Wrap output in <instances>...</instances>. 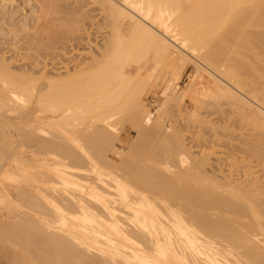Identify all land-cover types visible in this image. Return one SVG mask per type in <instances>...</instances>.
Listing matches in <instances>:
<instances>
[{
	"label": "bare ground",
	"instance_id": "bare-ground-1",
	"mask_svg": "<svg viewBox=\"0 0 264 264\" xmlns=\"http://www.w3.org/2000/svg\"><path fill=\"white\" fill-rule=\"evenodd\" d=\"M63 3L0 0V264H264V0ZM58 8L88 60L35 15Z\"/></svg>",
	"mask_w": 264,
	"mask_h": 264
},
{
	"label": "rangeland",
	"instance_id": "rangeland-1",
	"mask_svg": "<svg viewBox=\"0 0 264 264\" xmlns=\"http://www.w3.org/2000/svg\"><path fill=\"white\" fill-rule=\"evenodd\" d=\"M34 1H35V0H34ZM59 1H60V3H63V2H64L63 4H65L67 1H72V0H59ZM73 1H76V0H73ZM94 7H95V8H94ZM97 7H98V9H99V6H98V5H97V6H95V5H90V7H89V9H88V10H91L90 12L92 13V16H93V15L96 16V17L94 18V20H95L94 22H97V23H95L96 25L94 24V26L92 25V28H93V29L91 30V31H92V34H93V35L95 34L94 38H95L96 44H95V41H94V44H93L95 47H96L97 43H98L99 41H101V40L104 38V36L107 35L108 30L111 29V27H109V26L107 25V22H108L107 19H106V18L104 19V12L101 11L100 9L98 10ZM58 9H60V10H59V12L56 13V11H58ZM58 9H57V10H56V9H51L52 11H51L50 9H48L49 12H47V11H46L47 13H46V12H44V13L41 12L42 14H41V13H36V12H35V15H37L39 19H40L41 17H43V18L40 19V21H42V23H43V26H47V27H49V29L52 28V29H53V32H52V33L58 35V37L55 35L56 38L54 37V39H55V40H58V39H59L57 42H60V43L62 42V44L64 45L65 43L68 44V43H69L68 40L72 38V37L69 38V36H72V35H69V36H68V35H67L68 33L66 32L68 29H70L69 27H72V26L74 27V26L76 25V23L79 22V23H77V25H76L75 27L77 28V26H78V28H80L81 30H82V28H84V27H85V29H86V26L90 23V21H89L90 19L88 18V19L86 20L84 17L87 18V17H89V16H87V15L85 16V14H83V13H82V14H83L84 16H83L82 14H80V13L76 14L75 12H68L67 10H65V9L63 10L62 8H58ZM94 9H95V10H94ZM61 11H62V12H61ZM66 11H67V12H66ZM101 12H103V14H102ZM45 13H46V14L52 13V14H49L50 16H46V17H47V18H46V17H44V16H45ZM53 13H54V14H53ZM63 13H64L63 16H65L66 19H65V17L62 16ZM66 13H68V14H70V15L67 16ZM71 13H72V14H71ZM73 14H74V15H73ZM79 14H80V15H79ZM40 15H42V16H40ZM43 15H44V16H43ZM89 15L91 16V14H89ZM71 17H73V18H71ZM56 18H57V19H56ZM61 18H64L65 20H62ZM67 18H69V19H67ZM80 18H81V19H80ZM58 19H59V20H58ZM73 19H75V21H74ZM66 20H67V21H66ZM120 20H121V19H118V21H117V22H118V23H117L118 27L121 26V22H122V20H121V21H120ZM49 21H50V22H49ZM59 21H60V23H59ZM68 21H69V22H68ZM71 21H72V22H71ZM53 22H54V23H53ZM55 22H56V24H55ZM62 22H63V23H62ZM64 22H65V25L68 24V23L70 24V25H68V26L66 25V27H68V28L65 27ZM73 22H74V23H73ZM75 22H76V23H75ZM78 24L81 25V26H79ZM84 24H85V25H84ZM49 25H50V26H49ZM54 25H55L56 27H55ZM62 26H63L64 28H63ZM83 26H84V27H83ZM88 26H89V25H88ZM61 27H62V28H61ZM87 28H88V27H87ZM62 29H63V31H62ZM65 30H66V31H65ZM63 32H64V33H63ZM80 32H81V31H80ZM82 32H83V31H82ZM59 33H60V34H59ZM84 33H85V32H84ZM84 33H82V34H84ZM43 34H44V31H43ZM93 35H92V38H93ZM53 36H54V35H53ZM63 36L66 37V38H64ZM67 37H68L69 39H68ZM49 38H50V37H48V39H49ZM73 38H74V36H73ZM44 39H47V38H46V35H44V37L41 38L42 42H41V40L39 39V41L41 42V44H43V45H45L44 43L47 44L46 46H44V47L47 48V49L43 48V50L46 51V52H51V51H53V49L50 50L51 48H48V47H50V45H49V43H47V42H48L47 40L43 43V40H44ZM52 39H53V38H52ZM55 40H51V38L49 39V41H51L50 43H52V41L55 43V42H56ZM71 40H72V39H71ZM71 40H69V41H71ZM73 41H76L77 44L79 43L80 45H81V43H82V45H81L80 47H79V46H74V47L72 48V47H70V45H74V44H76V42L74 43ZM73 41H71L72 43H71V42L69 43L70 45L68 44V46L70 47V49L72 48L71 50H75V51H76V49H78V47H79L80 49L82 48L83 50L86 48V47H85V43H84L83 41H82V42H79V41H77L76 38H74ZM35 43H37V42H35ZM73 43H74V44H73ZM83 43H84V44H83ZM37 44H39V42H38ZM52 44H53V43H52ZM79 44H78V45H79ZM83 45H84V47H83ZM86 45H87V44H86ZM94 46H93V47H94ZM69 47L67 48V45H66V48L68 49V51L70 50ZM76 47H77V48H76ZM93 47H92V48H93ZM74 48H76V49H74ZM48 49H49V50H48ZM67 49H66V50H67ZM95 49H96V48H95ZM95 49H94V50H95ZM85 50L87 51L88 49H85ZM68 51H67V54H65L66 56H67L68 53H69ZM75 51H73V53L70 52L71 54H73L72 57H75V58H76L77 56H79V57H77V58H78V59L80 58L82 61L85 60V59L87 58V56H90V55H87V56L84 58L85 54L88 53V52H86V53L84 54V56H83V54H82V56H83V58H84V59H82V57H80V56H81V53H80L81 50L78 49V51H80V52L76 51V52H78L79 54L76 53ZM88 51H89V50H88ZM61 52H62V51H61ZM74 52H75V53H74ZM89 52H91V49H90ZM71 54H70V55H71ZM75 55H77V56H75ZM66 56H65V59H66ZM43 57H44V56H41V57H40V58H42V59H40L41 61H47V60H49L48 57H46V59L43 60ZM90 57H91V56H90ZM67 58H68V59H66V60H71L69 56H68ZM75 58H72V60L75 59ZM78 59H76V60H78ZM80 59H79V60H80ZM88 59H89V58H88ZM88 59H86V60H88ZM72 60H71V61H72ZM81 60H80V61H81ZM192 69H193V67L190 66V67L187 69L186 73L183 74V76H182V78H181V80H180V83H179V87H180V88H184V87L187 86V84H188V82H189V77H188V76H189V74L192 72ZM188 70H189V71H188ZM254 79H255V78H254ZM255 82H256L257 84H259V80L256 79ZM150 102L152 103V105L150 104ZM145 103H146L149 107L156 105V96H154L153 94H150V95L146 98ZM153 103H154V104H153ZM155 107H156V106H155ZM6 113H7V114H6ZM3 114H4V115L6 114L7 117L10 115L9 117H10L11 120H12L11 123H13V122L15 123V119H13V118H14V114H12V113H8V112H6V111H5V113H3ZM6 115H5V116H6ZM11 115H12V116H11ZM9 117H8V118H9ZM10 118H9V119H10ZM13 120H14V121H13ZM181 123H182L183 125H182ZM16 124H17V123H16ZM179 124H180V125H179ZM178 125H179V126H178ZM10 126H11V124H10ZM12 126L15 128L16 125L12 124ZM177 126L180 127L179 129H181V130L184 129V130H189V131H190V129H192L193 132H197V131H199V129L197 128V127H198L197 125H196V128L194 129V126H195V125H194V126H193V125L190 126V124H188V123L186 124V122H185V123L180 122V123L177 124ZM186 126H187V127H186ZM192 126H193V128H192ZM234 126H235V125H234ZM234 126H233V128H234ZM246 127H248V126H246ZM249 127H250V126H249ZM14 128H13V131L16 132V131L14 130ZM199 128H201L200 130L205 129V128H202V126H200ZM209 128H210V127H209ZM233 128H232L231 130L233 131V133H235V132H234L235 129L233 130ZM235 128H236V126H235ZM237 128H238V129H236L237 132H238V131H239V132L243 131V132H245V135H246V133H247L248 131L251 130V129H250L251 127L248 128L247 131H244V130H245L244 128H243L244 130L242 129L241 131L239 130V129H240L239 127H237ZM10 129H12V127H11ZM131 129H133V130H131ZM196 129H197V130H196ZM205 130H206V131H205ZM205 130L201 131L200 133H199V132H197V133H193L194 135H193L192 132H191V135H193V136H192L193 138L190 139V141H193V140H194V143H192L191 145L194 146V149H193V150H196L195 152H199V151L202 152V151H205V150H206L205 152H206V153L208 152V153H207L208 155H209V154L212 155L214 152H218V150H219L218 147L215 146V144H214L213 142H212V145H211V140L214 141L215 138H217V136L215 137V135H214L215 133L212 132V128H211V131H210V129L208 130V128H206ZM231 130H230V134H231V135H230L229 132H228L227 138H226V136H224L225 139H227L228 142H229V140H230V141H231V140H232V141L234 140L233 137H231V136H235V139H237V138L240 139L239 137L242 138V135H244V133L242 134V132H241V133H239V135H241V136L236 137L235 134H232V133H231V132H232ZM208 131H209V134H208ZM205 132H206L208 135H207ZM252 132L254 133V135H253L252 137H250V138H253V139H254L253 142H254V144L257 143V144H256L257 146H259V145H260V146H263L262 149L264 150V139H262L263 137H261V135L258 133L257 130H252V131H251L250 133H248V134H251V135H252V134H253ZM128 133H129V134H128ZM210 133H212V135H214V136H209ZM213 133H214V134H213ZM255 133H256V134H255ZM204 134H205V135H204ZM236 134H237V133H236ZM248 134H247V135H248ZM127 135H128V136H127ZM195 135L197 136V138L195 137ZM199 135H200V138L198 137ZM203 135H204V136H203ZM202 136H203V137H202ZM208 136H209V137H208ZM228 136H230V137H228ZM237 136H238V134H237ZM254 136H255V137H254ZM259 136H260V137H259ZM134 137H135V138L137 137V131L134 130V128L131 127L128 123L125 124L123 130L121 131V137H120V142H119V144H118V147L121 148V150H123V152H125V151L127 150L128 146L132 143V141H133L132 139H134ZM194 137H195V138H194ZM205 137H208V139L206 138L207 140H209L210 137H213L212 139L210 138V139H211L210 141H208V145H210V146H208V145L205 146L204 143L207 144V140H204ZM214 137H215V138H214ZM219 137H220V136H219ZM130 138H131V139H130ZM228 138H232V139H228ZM213 139H214V140H213ZM223 139H224V138H223ZM225 139H224V140H225ZM253 139H252V140H253ZM195 140H196L197 142H196ZM202 141H203V142H202ZM204 141H206V142H204ZM215 141H217L216 143H218L220 140H219V138H218V140L216 139ZM221 141H222V140H221ZM227 141H226V142H227ZM232 141H231V143H232ZM234 141H235V140H234ZM234 141H233V144H235ZM239 141H240V140H239ZM255 141H256V142H255ZM199 142H200V143H199ZM201 142H202V144H201ZM209 142H210V144H209ZM237 142H238V140H237ZM195 143H196V144H195ZM231 143L229 142V144H231ZM258 143H259V144H258ZM261 143H262V144H261ZM203 144H204L205 147H203ZM218 144H219V143H218ZM218 144H217V145H218ZM221 144H222V143H221ZM236 144H239V143H236ZM200 145H201V146H200ZM211 146H212V147H211ZM197 147H198V148H197ZM213 147H214V148H213ZM201 148H202V149H201ZM207 148H208V149H207ZM212 148H213V149H212ZM214 149H217V151L214 150ZM200 152H199V153H200ZM263 152H264V151H263ZM211 155H209V156H211ZM216 155H217V153H214L213 156H211V157L214 158ZM25 157H27V160H28V154L25 155ZM211 157H210V158H211ZM211 159H212V158H211ZM239 160H240V158H239ZM254 160H255V161H254ZM254 160L252 159L253 166H254V167L256 166V167H255V168L257 169L256 171H260L259 173L262 174L261 171H262L264 168H261V167H264V163H262V162H261L260 160H258V159H257V160L254 159ZM259 162H261L262 164L259 163ZM244 163H245V162H244ZM256 163H257V164H256ZM240 164H241V163H240ZM240 164H238V165H240ZM258 165H259V166H258ZM261 165H262V166H261ZM241 166H242V165H241ZM225 167H226V166H225ZM259 167H260V168H259ZM226 168H227V167H226ZM263 173H264V172H263ZM13 195L15 196V194H13ZM242 220H243V221H242ZM244 220H245V221H246V220L248 221V219H245V218L241 219V221L245 223ZM247 221H246V222H247ZM248 223H249V221H248ZM245 224H246V223H245Z\"/></svg>",
	"mask_w": 264,
	"mask_h": 264
}]
</instances>
